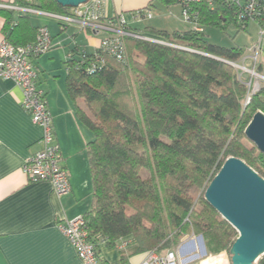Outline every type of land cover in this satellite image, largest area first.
Returning a JSON list of instances; mask_svg holds the SVG:
<instances>
[{
  "label": "trees",
  "instance_id": "obj_1",
  "mask_svg": "<svg viewBox=\"0 0 264 264\" xmlns=\"http://www.w3.org/2000/svg\"><path fill=\"white\" fill-rule=\"evenodd\" d=\"M213 1L214 8L207 0L193 5L201 31L193 26L143 32L163 44L126 38V64L106 56L105 66L89 74L86 67L96 52L80 49L67 62V92L93 135L87 148L93 203L83 217L96 246L102 238L109 246L128 241L132 253L162 252L194 233L203 237L209 254L218 255L238 238L204 194L231 157L264 178V154L245 136L254 115L264 113V85L251 95L232 65L244 51L208 42L205 28L233 24L247 30L250 23L239 18L237 8ZM11 3L57 15L72 10L55 0ZM13 13L0 10L4 38L15 47L33 43L38 29L28 14L14 21ZM259 26L264 29V22ZM81 51L86 60L76 68ZM256 71L262 75L259 65Z\"/></svg>",
  "mask_w": 264,
  "mask_h": 264
},
{
  "label": "crops",
  "instance_id": "obj_2",
  "mask_svg": "<svg viewBox=\"0 0 264 264\" xmlns=\"http://www.w3.org/2000/svg\"><path fill=\"white\" fill-rule=\"evenodd\" d=\"M9 3L11 0H0V5ZM146 8L152 11V18L135 21L133 13ZM13 12L14 21L25 15ZM103 12L107 18L123 14L129 28L140 33L147 28L167 33L193 29L182 21L179 4L167 6L162 0H107ZM157 13L159 17L155 19ZM27 16L35 28L47 27L55 44L47 54L34 59V65L38 72L37 84L47 93L71 191L58 196L48 181L29 182L23 164L39 151L43 132L22 107L21 88L12 80H0V264H81L60 231L59 223L84 216L92 208L94 189L87 148L93 135L79 121L67 92V62L73 51L97 52L106 33L63 23L50 13ZM4 25L5 20L0 14V38L4 37ZM204 33L208 34V28ZM257 45H260L258 65L264 77V38L260 40L259 35L252 50ZM121 243L109 246L107 241L99 238L100 263L141 264L144 261L147 252L132 253L131 245L122 248Z\"/></svg>",
  "mask_w": 264,
  "mask_h": 264
},
{
  "label": "built area",
  "instance_id": "obj_3",
  "mask_svg": "<svg viewBox=\"0 0 264 264\" xmlns=\"http://www.w3.org/2000/svg\"><path fill=\"white\" fill-rule=\"evenodd\" d=\"M32 3L34 0H27ZM107 0H93L87 4L72 9L70 14L57 15L52 14L63 23L78 24L83 30H91L98 33H106L102 39L101 45L94 57L90 59L86 67L89 74H94L101 70L105 64V57L109 56L119 63L128 62L127 48L125 39L135 38L148 42L163 44V42L144 35L140 32H134L129 28L125 16L118 15L113 18H107L103 9ZM203 0H179L182 7V20L184 23L194 26L198 29L199 14L193 10V5ZM211 8L215 7L213 0H207ZM222 5L233 6L238 9L240 19L254 22L258 26L260 40L264 38V29L259 26V21L264 22V0H220ZM3 10L17 11L24 14H44L31 7H20L9 4H1ZM153 16L150 8L139 10L133 13L135 21L149 20ZM199 30V29H198ZM201 31V30H199ZM53 48V40L47 27H40L37 32L36 40L26 46L15 47L11 45L4 37L0 38V80H12L19 86L23 93L22 107L30 115L34 124L42 129V137L39 141L40 149L35 154L24 161L23 171L28 177L29 182L48 181L53 186L56 195L62 196L71 191L70 176L63 165V159L60 154V148L54 131L53 116L50 112L47 93L38 86V72L34 65V59L48 53ZM251 52L255 54V68L251 72L253 75L261 76L255 72L258 65L260 45H257ZM81 51L77 55L78 63L76 68L82 65L86 58ZM73 59V54L68 55V61ZM234 67H242L234 64ZM252 86V81L248 87ZM258 83L255 85L254 92H257ZM253 92V93H254ZM59 229L67 238L70 245L76 252L81 264H101L98 256L97 246L94 239L91 238L86 220L83 216L59 223ZM129 242H123L122 248L128 246ZM192 251H199L194 245ZM206 255H193L184 257L179 248L166 249L162 252L156 250L147 252L146 258L141 264H188L190 260L200 257V264L215 260L208 253ZM224 254L220 255L221 257ZM214 258V259H213ZM222 260L212 264H221Z\"/></svg>",
  "mask_w": 264,
  "mask_h": 264
},
{
  "label": "water",
  "instance_id": "obj_4",
  "mask_svg": "<svg viewBox=\"0 0 264 264\" xmlns=\"http://www.w3.org/2000/svg\"><path fill=\"white\" fill-rule=\"evenodd\" d=\"M55 1L70 9L89 2ZM245 136L264 154L263 112L254 115L245 130ZM204 199L238 233L229 251L232 264H256L264 256V178L243 160L231 157L207 187ZM200 242L203 255H206L202 236Z\"/></svg>",
  "mask_w": 264,
  "mask_h": 264
},
{
  "label": "rangeland",
  "instance_id": "obj_5",
  "mask_svg": "<svg viewBox=\"0 0 264 264\" xmlns=\"http://www.w3.org/2000/svg\"><path fill=\"white\" fill-rule=\"evenodd\" d=\"M155 19H158L159 14H154ZM157 17V18H156ZM183 21V20H182ZM149 21L145 22L144 25L148 24ZM258 26L254 22H250L247 30H238L235 25H230L226 28V30H221L218 28L210 27L208 28V34L206 33V38L208 42L225 48H233V47H239L244 51L243 58L235 63L236 65L242 67V69L235 67L239 71V76L246 81L247 85L252 81V86L249 87L250 94L252 95L255 90V85L258 83L260 88L262 85H264V80L262 77L258 75H253L249 71H253L255 68V54L252 51V48L258 43ZM55 44L53 43V47ZM51 51V50H50ZM47 54V53H46ZM255 72L257 73L256 69ZM259 74V73H258ZM262 76V75H261ZM80 107H82L83 110L87 111L89 113L85 103L83 101H80L79 103ZM221 216V215H220ZM223 219V218H222ZM205 247L206 242L204 240ZM197 246L199 248V251H192L193 247ZM171 248H179L181 253H183L184 257L193 256V255H201L202 252V246L200 242V236L195 235L194 233H189L186 236H184L177 244H175ZM190 249V251H189ZM224 254L222 257L220 255ZM213 257H216L215 260L211 262H206L204 264H212L213 262H216L218 260H222L221 264H232L231 262V256L228 250L222 251L218 255H213ZM200 257H196L189 261L188 264H200ZM214 259V258H213ZM260 260L257 261L256 264H259Z\"/></svg>",
  "mask_w": 264,
  "mask_h": 264
}]
</instances>
